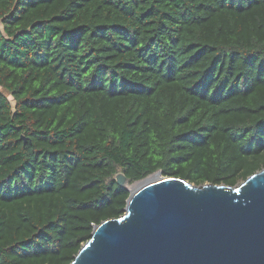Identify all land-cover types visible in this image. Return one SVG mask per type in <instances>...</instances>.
I'll return each mask as SVG.
<instances>
[{"label":"trees","instance_id":"obj_1","mask_svg":"<svg viewBox=\"0 0 264 264\" xmlns=\"http://www.w3.org/2000/svg\"><path fill=\"white\" fill-rule=\"evenodd\" d=\"M263 168L264 0H0V264H71L120 172Z\"/></svg>","mask_w":264,"mask_h":264},{"label":"water","instance_id":"obj_2","mask_svg":"<svg viewBox=\"0 0 264 264\" xmlns=\"http://www.w3.org/2000/svg\"><path fill=\"white\" fill-rule=\"evenodd\" d=\"M152 175L71 264H264V168L236 186Z\"/></svg>","mask_w":264,"mask_h":264},{"label":"bare ground","instance_id":"obj_3","mask_svg":"<svg viewBox=\"0 0 264 264\" xmlns=\"http://www.w3.org/2000/svg\"><path fill=\"white\" fill-rule=\"evenodd\" d=\"M156 176H157V175H156ZM156 176H155V175H154V176L151 175V176H149V177L143 179V181L136 183L135 185H133V188L131 187L132 190H136L137 188L141 187V186L144 185L145 183H147V182H149V181H152V180L156 179V178H157Z\"/></svg>","mask_w":264,"mask_h":264},{"label":"rangeland","instance_id":"obj_4","mask_svg":"<svg viewBox=\"0 0 264 264\" xmlns=\"http://www.w3.org/2000/svg\"><path fill=\"white\" fill-rule=\"evenodd\" d=\"M135 183H137V182H134V183H132V184H130L129 182L127 183V186L130 188V189H132L133 188V185L135 184ZM132 187V188H131Z\"/></svg>","mask_w":264,"mask_h":264}]
</instances>
